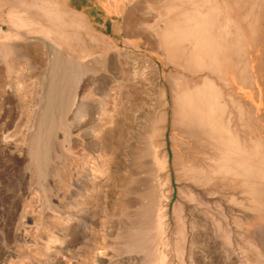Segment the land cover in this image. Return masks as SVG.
<instances>
[{"label": "rangeland", "instance_id": "374dc122", "mask_svg": "<svg viewBox=\"0 0 264 264\" xmlns=\"http://www.w3.org/2000/svg\"><path fill=\"white\" fill-rule=\"evenodd\" d=\"M172 1L162 0L158 4L146 0H0V48L4 50H0L2 51L0 53V264H29L31 260L26 257V253L38 259L44 258L42 245L53 235L59 238L60 244L57 247L62 251V256L72 252L71 258L74 257L76 260L69 258L70 264L81 263L91 250L102 248L103 245L107 246V252L113 257L115 261L113 264L118 261V264H123L121 261L125 252L122 249L126 247L124 246L126 243L123 244V240L118 241L117 236L121 228L125 227L124 223H127L128 213L131 216L133 214L131 211L135 209L122 210L120 205L122 202L135 201L137 199L135 192L141 189L138 183L129 186L125 181L127 175L134 169L133 156L136 157L144 146L150 145V138L148 140L142 138L145 120L153 113L159 119L161 111L170 113L169 129L165 136L162 134L161 136L158 134L160 137L154 136L153 142H157L156 146L159 144L163 146L159 148L161 151L159 155L160 158L165 159L168 168L162 171L160 176L163 181L170 180V182L165 185L164 192L167 199L166 201L164 199L162 207L168 216L166 215L163 233H159V236L157 234L159 248L154 256L158 264H193L202 257L204 259L201 260H204L205 264H264V182L259 181L257 186L254 185L257 189L254 188L255 193H252L251 186L255 182L249 185L252 181L247 182L249 177L242 167H238L241 169H238V177L237 175L234 177L237 171H233L237 169L235 165L227 164L228 167L220 165L222 169L227 167V170L231 166L232 170L229 169V172H226V169L219 170L225 171L224 174L217 171L218 166L214 169L212 166L217 163L222 164L225 157L221 159L219 154L220 158L217 154H213L214 151L208 149L209 152L204 150L206 154L203 153L201 158L203 149H199L198 152L199 147L194 148L198 143H193L184 135H180L178 129H172L175 116L172 117L173 107L170 97L167 108L160 107V103L166 101L163 91L167 92L169 89L167 74L176 78H180L178 75L182 74L173 65L178 59L174 62L170 59L174 60L177 55L178 58L181 55L186 56L187 52L190 53L189 57L195 56L196 52H190L197 49L194 48L195 45L198 46L195 41L204 40L209 52H206V55H209V59L213 57L214 60L210 59L212 61L218 60V70L220 69L219 74L222 78L220 82L219 74L217 76L205 72L210 80L208 82L214 81L216 89L217 86L220 88L217 89L219 104H223L221 107L227 109L223 110L226 113L220 115L222 127L228 132L229 129L226 128L229 127L233 132H227L228 136L231 133L234 138H238L240 148H244L246 152L243 153L242 149L240 154L243 158L247 154L250 155L256 147L260 159L262 155L264 158V0H199L200 2L183 0L184 3H180V8L183 5V9L185 7L187 9L185 8V11L182 9L183 11H180L182 13L178 12L181 18L186 15L182 21L183 30L187 24H184L187 16V22L194 27L198 20L197 16L202 14L205 17L210 16L208 20L205 19L203 27L200 26L202 28L200 31L206 33L208 31L209 36L208 33L204 35L203 32L202 36L199 31V37L195 34L190 37L191 39L189 38V42L184 35L181 37L185 31H181V28L178 30L176 25L173 27V24L177 23L175 19L172 23L175 15L173 13L177 11L170 3ZM212 14L214 17L211 16ZM189 18H193L190 19L192 22ZM159 25L162 27L160 28ZM166 27L168 32L165 33L163 29ZM186 29L188 33L190 30ZM169 30H178L176 32H180V35L173 32L177 37ZM165 34L166 38H164ZM167 34L171 35L170 38ZM179 36L181 40L183 38L186 41L180 42ZM216 36L220 38L217 39ZM206 37L211 39L213 37L212 40H220L223 44L210 42V39H205ZM232 37L234 41L236 38L237 41L239 40L242 48L238 46L237 41L230 44L233 41ZM177 39L182 46L179 43V45L175 44ZM165 42L166 45L175 44V47L167 46V49L171 47L167 50L166 45L165 47L162 45ZM183 44L192 45L185 48ZM179 46L184 47L185 50L183 51L184 48ZM233 47L234 49L236 47V50L232 51ZM171 49L175 53H177L175 49L178 52L181 49L182 53L171 55L173 54ZM168 54L171 58H168ZM235 58L243 59L245 63L240 61L241 66L239 60ZM145 59L152 60L158 66L161 82L153 80L155 68L145 66ZM193 60L197 61L195 63L200 61V59ZM189 61L188 63H192ZM134 70L145 74L149 81L145 82L144 79L139 78L135 80L132 76ZM203 76H198L193 81H198L200 80L198 78H204ZM182 79L183 77L181 82L184 80L182 84H185V87L190 91L195 90L190 88L192 85L188 87L189 82L186 84V79ZM256 89L257 97H254ZM195 92L193 93H198ZM66 99L70 102L68 100L67 103ZM64 102L66 105L63 108ZM158 104L160 109L157 110ZM78 105H83L85 108V113L79 118L76 114ZM240 108L243 109L240 111ZM64 110L67 112L63 113ZM238 113L245 117L240 120ZM222 120L227 127L223 126ZM114 122H117L118 126ZM110 130L114 132V139L109 141L106 135ZM41 139L43 141H39ZM36 142H39L38 146ZM105 144H111L116 151L114 164L119 171L117 175L112 172L107 162L110 156L103 153L105 152L103 148L100 149ZM249 144H253L252 148ZM187 146L190 148H187L188 151ZM192 150L197 151L198 155L201 154L195 157L196 160L191 155ZM32 151L37 153L36 160L33 159L35 154ZM44 154L48 160L43 158ZM206 155L207 157H204ZM197 157L201 160L198 161ZM204 158L207 159L204 161ZM207 160H210V164ZM188 162L191 167L196 166L198 171L202 167L199 173L197 172L198 178L196 169L195 175L189 172ZM207 164L209 167L206 166ZM262 166L264 168V162ZM208 168L211 173L206 170ZM256 169L254 168V173L259 170L264 173V169L263 171ZM260 171L256 173V177ZM216 173L220 174L216 176ZM240 173H242L240 176L245 177L244 179L239 177ZM191 174L195 179H188ZM178 178L182 180L179 181ZM262 178L260 180L264 181V177ZM206 179L220 181L213 188L204 186L199 188V185H202L199 183ZM196 180L201 181L197 183ZM243 181L250 187L248 188L247 183L246 186L242 185ZM84 182L89 186L90 192L86 194L87 197L84 195L79 199L75 198L74 191ZM247 192L249 194H246ZM253 200L255 201L252 202ZM76 203H80L79 207H76L78 206ZM83 207L84 210L88 208L89 211L82 212L80 209ZM77 208H80V212ZM68 229L70 232H67ZM54 230L58 234L53 233ZM16 231L18 241L14 239ZM140 233L137 229L131 231V235L128 236L131 241L125 242L132 245L138 239L136 237L141 236ZM197 234L199 239L196 237ZM65 235L68 238H65ZM194 238L197 239L196 247L193 245ZM61 243L67 248H60L63 247ZM191 246L194 248L189 250ZM119 250L122 251V255L118 253ZM17 254H20L19 257ZM78 257H81V261ZM147 262L148 258L141 264Z\"/></svg>", "mask_w": 264, "mask_h": 264}, {"label": "bare ground", "instance_id": "6f19581e", "mask_svg": "<svg viewBox=\"0 0 264 264\" xmlns=\"http://www.w3.org/2000/svg\"><path fill=\"white\" fill-rule=\"evenodd\" d=\"M144 1V0H143ZM147 2H151V3H161L162 2V0H146ZM185 1V0H184ZM199 1V0H198ZM192 2V1H191ZM194 2H196L195 0H194ZM200 2V1H199ZM145 3V2H144ZM170 3H172L173 5H174V7H175V11H177V13H173V14H175L174 16H173V22L172 23H174L175 21L177 22V23H175V24H173L172 26L173 27H175V25H176V28L178 27V30L181 28V26H183L182 24H183V20H184V17L186 16L184 13V17L183 18H181V15H179L178 14V12H180L182 9H183V5H182V7L180 8V6H181V4H183L184 2H183V0H173L172 2H170ZM181 3V4H180ZM188 3V2H187ZM252 3V2H251ZM257 3V2H256ZM254 4V3H253ZM185 6V5H184ZM189 6V5H188ZM169 7V6H168ZM171 7V6H170ZM186 9H187V7H185ZM184 8V9H185ZM190 8V7H189ZM194 8V7H193ZM169 9V8H168ZM183 9V10H184ZM131 10H133V9H131ZM166 10V9H165ZM182 10V11H183ZM194 10V9H193ZM167 11V10H166ZM171 11H173V8H171ZM185 11V10H184ZM188 11V10H187ZM170 12V11H169ZM174 12V11H173ZM190 12V11H189ZM193 12V11H192ZM196 12V11H195ZM251 12V11H250ZM171 13V12H170ZM180 13H182V12H180ZM182 14V15H183ZM187 14V13H186ZM192 14V13H191ZM170 15V14H169ZM169 15H168V17H169ZM189 15V14H188ZM194 15V14H193ZM196 15V14H195ZM203 15V14H202ZM202 15H200L199 17H200V19H199V17L197 16L196 18L199 20V22L201 23H199L198 22V20H197V23L195 24L194 22V24H195V27L194 26H191V24H189L187 21H188V16H187V20H185L184 21V24H186L185 25V30H183L184 28L182 27L181 29V31H185L184 33H182V36L181 37H183V35H184V38H187L186 40H187V42H189L190 40H189V38L190 37H192V36H195V34H196V36L197 37H199L198 35L200 34H198V32L200 31V29H202L201 27H203V25H204V22L206 21L205 19H209L210 18V16L208 15L207 17H205V15L204 16H202ZM190 16V15H189ZM192 16V15H191ZM190 16V17H191ZM211 16H213L214 17V14H212ZM216 16V15H215ZM144 17V16H143ZM166 18V17H165ZM169 18H171V16L169 17ZM168 18V19H169ZM196 18H195V21H196ZM202 18V19H201ZM161 19V18H160ZM174 19H175V21H174ZM182 19V20H181ZM191 18H189V20H190ZM133 20V19H132ZM131 20V21H132ZM191 20H193V18L191 19ZM190 20V21H191ZM166 21V20H165ZM189 21V22H190ZM162 22V21H161ZM192 22V21H191ZM166 23V22H165ZM192 23V24H193ZM207 23H208V21H207ZM228 23V22H227ZM158 24V23H157ZM166 24H168V23H166ZM209 24V23H208ZM229 24V23H228ZM165 25V24H164ZM164 25H163V27H164ZM171 25V24H170ZM201 26V27H200ZM208 26V25H207ZM239 26V25H238ZM159 27L161 28L162 26H160L159 25ZM198 27H200L199 29H198ZM169 28V27H168ZM171 28V27H170ZM175 28V29H176ZM186 28H188L190 31L187 33V29ZM194 28V29H193ZM212 28V27H211ZM227 28V27H226ZM233 28V27H232ZM231 28V29H232ZM235 28V27H234ZM237 28V27H236ZM171 29H173V28H171ZM170 29V30H171ZM204 29V28H203ZM163 30H165V33H166V31L168 32V29H167V27L166 28H164ZM169 30V31H170ZM178 30H176V31H178ZM214 30V29H213ZM229 30V29H228ZM227 30V31H228ZM233 30H235V29H233ZM132 31V30H131ZM136 31V30H135ZM161 32H162V30H160ZM175 30L173 31H170V33L172 32H174V33H178V32H176ZM194 31V32H193ZM230 31V30H229ZM228 31V32H229ZM236 31V30H235ZM164 32V31H163ZM201 32V34H202V32H203V34L205 35V34H207L208 33V31H207V33L206 32H204V31H200ZM217 32V31H216ZM225 32V31H224ZM160 33V32H159ZM171 33V34H172ZM173 33V34H174ZM219 33V32H218ZM134 34V33H133ZM157 34V33H156ZM162 34V33H161ZM164 34V33H163ZM176 34H174V35H176ZM179 35H180V32L178 33ZM177 34V35H178ZM203 34H202V36H203ZM212 34H213V32H212ZM229 34H231V32L229 33ZM228 34V35H229ZM242 34V33H241ZM254 34V33H253ZM74 35V34H73ZM168 35V37L170 38V34H167ZM173 35V36H174ZM176 35V36H177ZM235 35V34H234ZM237 35V34H236ZM235 35V36H236ZM173 36H172V39H173ZM207 36V35H206ZM208 36H209V33H208ZM232 36V35H231ZM234 36V37H235ZM164 37V36H163ZM178 37V36H177ZM180 37V36H179ZM181 37L179 38L180 39V42H182V40H183V38H182V40H181ZM234 37H232L231 38V40H233L232 41V43L230 42V44H233L235 41H237L236 39H235V41H234ZM253 37V36H252ZM164 38H166V34H165V37ZM215 38H217V39H219L220 37L218 36H216ZM79 39V38H78ZM160 39V38H159ZM191 39V38H190ZM198 39V38H197ZM205 39H210V42H213V41H216V40H212L213 39V37H212V39L209 37H206ZM229 39V38H228ZM151 40V39H150ZM160 40H162V38L160 39ZM165 40V39H164ZM170 40V39H169ZM185 39L183 40V41H186ZM168 40H166V42H167ZM175 41V40H174ZM195 41V40H194ZM197 41V42H196ZM195 41V43L198 45L197 47H196V45H195V47L194 48H197L196 49V51H190L192 48L191 47H193V46H191L190 48L191 49H188V51H190V52H196V54H195V56H191V57H189L188 56V54H190L189 52H187L186 54V56L185 55H183V57H182V55H181V53L182 52H180V50H179V52H178V50L177 49H175L176 51H177V53H175V52H173V50L172 49H174V45L176 44H178L179 42H178V39H177V42L174 44V45H166V42L163 44L162 43V45L164 46V45H166V49H167V46L169 47V46H174V47H172V49H171V51L173 52V54H171V55H174V53L177 55V54H179L180 53V57L178 58V56L179 55H177L175 58H174V60H172L173 58H171L170 57V54H168V58L170 57L171 59V61L172 62H174L175 61V59H178V60H176L175 62H174V64L170 61V63L171 64H173L174 65V67H176L177 69H179L181 72H182V74H181V76L183 77V79H186L187 81H185V83L186 84H188L187 82H189V84H188V87L190 86V85H192V86H190V88L191 89H195L194 91H190L187 87H185L184 85L185 84H182V82H184V80L181 82V76L180 75H178L180 78H176V77H174V76H170L169 74H167V83H168V90H167V92H166V90L165 91H163V95H165V97H166V101H162V103H160L161 104V106L158 104L157 105V107H156V109L158 110V109H160L159 108V106L162 108V107H164L165 109L167 108V105L169 104L168 103V97H170V99H171V103H172V107L173 108H171V110L173 111L172 112V114H173V116L172 117H174L173 118V121L172 122H174V123H172L173 125L171 126L172 127V129H174V130H177L178 129V132L180 133V135H184L186 138H188L191 142H193V143H198L197 144V146L196 147H194L195 149H197L198 147V152L201 150V149H203V151H202V156H201V158L203 157V153H205V151H208V149H209V151H214V153L213 154H217V157H219V155H220V157H221V159H223L224 157H225V160L224 161H222L221 163L222 164H219V163H217L216 165H214V166H212L213 168L215 167V166H218V167H216L217 169V171H219V170H225L227 167H228V165L227 164H230V165H235L236 167H237V169H234L233 171H235V170H237L236 171V174L234 175V177H236V175H237V177H238V172H239V170H241V169H239L238 167H242V170L244 171H246V173H247V175H248V177H249V179L247 180V182L250 180V181H252L249 185H252L254 182H255V184H253V186H251V188H253V189H251V191H252V193L257 189V187L255 188V186L254 185H256L257 186V184H258V182L259 181H262V183L264 182L263 180H260L262 177H264V176H261V175H259V174H263L264 175V173H261V171H260V173L258 174V176L256 177V173H258L259 171H256L255 173H254V168H257V169H262V171H263V162H264V160H262V159H264V158H262L263 157V155H262V157H261V159H260V154H259V152H258V149H257V147H256V149H252L253 150V152H251L250 153V155H251V157L249 158V154H247L246 156H244V158H243V155H241L240 153H241V151H242V149L244 150V151H242L243 153L245 152V149L244 148H240V145H239V143H238V138L236 139V137L234 138V136H232V134L231 133H233L231 130H230V128L228 127V128H226V129H229V132L231 131V133L229 134V136H228V130L226 131L223 127H222V123H220V118H221V113H226V112H224L223 110H225V108H223V107H221V105L223 106V104H219L220 102H219V92H218V90L220 89V88H218V86H217V89H216V86L214 85V81L213 82H208V81H210L209 80V77L207 76L206 77V73L205 72H209L211 75H217L218 76V74L220 73L219 72V70H218V68H219V66H218V60L216 61H212V60H214V58L213 57H211L212 58V60H210L209 58H208V56L206 55L207 53H209L208 51H207V48H206V45H205V41L204 40H196ZM228 41V40H227ZM229 41H230V39H229ZM159 42V41H158ZM169 42V41H168ZM170 42H172V41H170ZM186 42V43H187ZM192 42V41H191ZM217 42H219L218 43V45H220V42L222 43V41H220V40H217L216 41V43ZM154 43H155V41H154ZM236 43V42H235ZM156 44V43H155ZM159 44V43H158ZM161 44V43H160ZM180 44V43H179ZM178 44V45H179ZM192 44H193V42H192ZM192 44H188L189 46L190 45H192ZM223 44V43H222ZM222 44H221V46H222ZM237 44H238V46H240V48H242V44H239V40L237 41ZM161 45V46H162ZM188 45L186 46V45H184L183 44V46L185 47H188ZM180 46H182L181 44H180ZM179 46V48H182V47H180ZM225 46H226V44H225ZM233 46H235V44L233 45ZM154 47V46H153ZM165 47V46H164ZM164 47H162V49H165ZM183 47V48H184ZM185 47V48H186ZM208 47V46H207ZM223 47V46H222ZM237 47V46H236ZM236 47H235V49H234V47L232 48V51H233V49L234 50H236ZM84 48V47H83ZM151 49H153L152 47H150ZM155 48V47H154ZM171 48V47H170ZM170 48H168L169 50H170ZM182 48V49H183ZM185 48L183 49V51L185 50ZM189 48V47H188ZM209 48H210V46H209ZM224 48V47H223ZM228 48V47H227ZM238 48V47H237ZM14 49H15V47H14ZM167 49V50H168ZM211 49V48H210ZM219 49V48H218ZM225 49V48H224ZM230 49V48H229ZM239 49V48H238ZM0 50H2V51H4L3 49H1L0 48ZM16 50V49H15ZM174 50V51H175ZM221 50H223V49H221ZM240 50V49H239ZM238 50V51H239ZM2 51H0V53L2 52ZM159 51V50H158ZM170 51V52H171ZM182 51V50H181ZM187 51V50H186ZM185 51V52H186ZM213 51V50H212ZM17 52V51H16ZM160 52V51H159ZM167 52V51H166ZM169 52V53H170ZM171 52V53H172ZM207 52V53H206ZM234 52H236V51H234ZM243 52V51H242ZM241 52V53H242ZM168 53V52H167ZM203 53H205V54H203ZM212 53V52H211ZM213 53L215 54V52L213 51ZM219 53H220V51H219ZM237 53V52H236ZM3 55L5 54V52L4 53H2ZM202 54V55H201ZM232 54H233V52H232ZM245 54V53H244ZM9 55V54H8ZM218 55V54H217ZM221 55V54H220ZM235 55V54H234ZM240 53H239V57H240ZM242 55H243V53H242ZM175 56V55H174ZM185 56V57H184ZM238 56V55H237ZM236 56V57H237ZM167 57V56H166ZM173 57V56H172ZM189 57V58H188ZM194 57V58H193ZM195 57H197V58H195ZM199 57V58H198ZM167 58V60L169 61V59ZM238 58V57H237ZM237 58H235V59H237ZM242 58V57H241ZM189 62H192V63H194L193 65H192V63H188V61ZM193 59H197V60H199L200 59V61L198 62V63H195V62H197V61H195V60H193ZM209 59V60H208ZM115 60V59H114ZM193 60V61H192ZM239 60V61H238ZM167 61V62H168ZM237 61L240 63V61H243V59L242 60H240V59H237ZM93 62V61H92ZM144 62H145V66H151V67H153V68H155V72H154V75H153V80L155 81V80H157L158 82H161V77H160V73H159V68H158V66L155 64V63H153L152 62V60L150 61V60H148V59H145L144 60ZM223 62V61H222ZM244 63H245V61H243ZM262 62V61H261ZM101 63V62H100ZM114 62H112V64H113ZM191 64V65H188V64ZM247 63V62H246ZM90 63H88V68H89V65ZM93 65V64H92ZM95 65V64H94ZM240 65H241V63H240ZM96 66V65H95ZM95 66H92V68L93 67H95ZM242 66V65H241ZM91 67V66H90ZM103 67V66H102ZM170 67H172V66H170ZM85 68H87V67H85ZM99 68V67H98ZM68 69V68H67ZM90 70V72H91V68H89ZM85 70V69H84ZM100 70V69H99ZM70 71H71V69H70ZM86 71H88V69L86 70ZM93 71V70H92ZM101 71V70H100ZM104 71V70H103ZM97 72H98V70H97ZM67 73V72H66ZM68 74V73H67ZM176 74V73H175ZM72 75V74H71ZM83 75V74H82ZM176 75V76H177ZM203 75H205V77L203 76ZM210 75V76H211ZM220 75V74H219ZM132 76H133V78L136 80V79H144L145 80V82H148L149 80H148V78L145 76V74H143V73H140V72H138V71H136V70H134L133 71V73H132ZM169 76V77H168ZM198 76H203L204 78H198V79H200V80H198V81H193V79L194 78H197ZM81 77V76H80ZM165 77V78H166ZM74 77H72V79H73ZM132 78V77H131ZM218 78V77H217ZM251 78V77H250ZM254 78V77H253ZM128 79H130V78H128ZM128 79H127V81H128ZM150 80H151V78H149ZM68 80V79H67ZM213 80V79H212ZM220 82H222V78H221V75H220ZM69 81H70V79H69ZM141 81V80H140ZM135 82V81H134ZM218 82V81H217ZM68 83H66V85H67ZM73 84H74V82H73ZM135 84V83H134ZM226 85V84H225ZM245 85H246V83H245ZM69 86V85H68ZM215 86V87H214ZM248 86V85H247ZM67 87V86H66ZM65 87V88H66ZM252 87V86H251ZM165 88V87H164ZM67 91V90H66ZM73 91V90H72ZM198 92V93H196V92ZM190 92H192V94L190 93ZM193 92H195L196 94H194ZM256 92H257V89H256V91H255V95H254V97L256 96ZM68 93V92H67ZM63 94V93H62ZM134 94V93H133ZM67 95H69V94H67ZM222 95V94H221ZM220 95V96H221ZM61 97V96H60ZM72 97V96H71ZM105 97V96H104ZM257 97V96H256ZM124 98V97H123ZM221 98V97H220ZM232 98V97H231ZM72 99V98H71ZM69 100V99H68ZM68 100L66 99V101H67V103H69L70 102V100H69V102H68ZM75 100V99H74ZM61 101V100H60ZM65 101V100H64ZM72 101V100H71ZM148 102V101H147ZM153 102V101H152ZM156 102V101H155ZM159 103V102H158ZM143 104V103H142ZM155 104V103H154ZM64 105H66V102H64L63 103V108H64ZM152 105V104H151ZM79 107H78V110H76L77 112H76V114H77V117L79 118V117H81L82 115H83V113H85L84 111H85V108H84V106L83 105H78ZM224 106H225V104H224ZM70 108V107H69ZM152 109H153V107H151ZM221 108H223V109H221ZM228 108V107H227ZM239 108V107H238ZM247 108V107H246ZM62 109V108H61ZM107 109V108H106ZM241 109H243V108H240L239 110L241 111ZM110 110H111V108H110ZM169 110V109H168ZM227 110V109H226ZM225 110V111H226ZM239 110H237L238 112H239ZM160 111V110H159ZM229 111V110H228ZM65 112H67V111H65L64 110V112L63 113H65ZM62 113V114H63ZM156 113V112H155ZM161 113H162V111H161ZM160 113V115H159V119L156 117V114H152L150 117H148V119H146L145 120V123L143 124V132H142V138L143 139H149L150 138V145H149V147H147V145L146 146H144V148L145 147H147V149H144V148H142V150H141V152H139L138 154H136V157H134L133 156V158H134V160H133V162H132V164H133V168L135 169H133V171L132 172H130L128 175H127V179H126V185H129V186H131L133 183H138L139 185H140V187H141V189H138V191L136 190V195H137V199H135V201H133V202H131L130 200V203H126V202H122L121 203V205H120V207H121V209L122 210H126V209H129V208H133V209H135V211H131L133 214L131 215V212H130V215L131 216H129V213H128V217H129V220H128V217H127V223L125 224L124 223V225H125V227H123V228H121L120 230H121V232H119L118 233V236H117V239H118V241L120 240H123L124 242H123V244L124 243H126V244H124V246H126L125 248H119V249H122V251L123 252H125V256L123 257V260L121 261L123 264H141V263H143V261H145L147 258H148V262H147V264H158V261H157V259H155V252L158 250V244H159V239H158V236H159V233H163V227H164V225H165V223H166V218H167V210L165 211L166 213H164V210H162V207H163V201H164V199H165V201H166V199H167V197H166V193L164 192L165 190V185L167 184V182L169 181L170 182V180H168V181H166V180H162L161 179V176H160V173L162 172V171H164V170H166V168H168V167H166L167 165H166V161H165V159L162 157V158H160V155H159V152L161 153V151H159V148L160 147H163L162 145H157L156 146V143H155V141L153 142V140H155V138H154V136H161V134L163 135V136H165V134H166V132H167V129H169L168 128V125H169V118L171 117H169V114L167 113V111L165 112V113H162L161 114ZM240 113H242V112H240ZM240 113H238V115L240 114ZM67 114V113H66ZM249 114V113H248ZM64 115V114H63ZM226 115V114H225ZM228 115V114H227ZM241 115V116H240ZM239 115V117H241V119L240 120H242V118H244L242 115L243 114H240ZM143 116V115H142ZM220 116V117H219ZM144 117V116H143ZM222 117L224 118V116L222 115ZM238 117V118H239ZM76 118V117H75ZM179 118V119H178ZM229 118V117H228ZM64 119V118H63ZM112 120V119H111ZM111 120H110V122H111ZM143 120V119H142ZM114 121V120H113ZM223 121V126L225 125V123H224V120H222ZM221 121V122H222ZM61 122H62V120H61ZM64 122V121H63ZM122 122V121H121ZM242 122V121H241ZM115 123V122H114ZM117 123V122H116ZM115 123V124H116ZM51 124H53V123H51ZM61 124V123H60ZM64 124V123H63ZM119 124V123H118ZM117 125V124H116ZM51 126V125H50ZM114 126V125H113ZM118 126V125H117ZM138 127V126H137ZM225 127H227V124L225 125ZM245 127V126H244ZM243 127V128H244ZM54 129V128H53ZM66 129H67V127H66ZM241 129V128H240ZM114 130H116V129H114ZM51 131V130H50ZM56 131V130H55ZM226 131V133H227V137H225L226 136V133H224ZM235 131V130H234ZM58 132H59V129H58ZM67 132V131H66ZM51 133V132H50ZM113 131L112 130H110L108 133H107V135H106V137H107V140H111V139H114L113 137ZM242 133V132H241ZM159 134V135H158ZM235 134V133H234ZM237 135V134H236ZM37 136H39V133H38V135ZM36 135H35V137H37ZM159 136V137H160ZM167 136V135H166ZM43 137V136H42ZM148 137V138H147ZM6 138V137H5ZM39 138V137H38ZM38 138H36V139H38ZM154 138V139H153ZM157 139H158V137H156ZM225 138L227 139V140H225ZM43 139V138H42ZM39 140V141H43V140ZM146 140V141H147ZM152 140V141H151ZM170 140V139H169ZM36 141H38V140H36ZM48 141H49V139H48ZM47 141V142H48ZM142 141V140H141ZM156 141H158V140H156ZM54 142V141H53ZM112 142V141H111ZM147 142H149V141H147ZM32 143V142H31ZM42 144H43V142H41ZM188 143H190V142H188ZM242 143V142H241ZM240 143V144H241ZM244 143V142H243ZM252 143V142H251ZM37 144H39V142L37 143L36 142V146H38ZM112 144H114V143H112ZM144 144H148V143H144ZM169 144V143H168ZM187 144V143H186ZM245 144V143H244ZM254 144V143H253ZM252 144V145H253ZM259 144H261V143H259ZM55 144H53V146H54ZM196 145V144H195ZM250 145V144H249ZM252 145H250V147L252 146ZM31 146V145H30ZM29 146V147H30ZM44 146V145H43ZM42 146V147H43ZM52 146V147H53ZM186 146V145H185ZM245 146V145H244ZM261 146V145H260ZM260 146H258V147H260ZM32 147V146H31ZM202 147V148H201ZM255 147V144H254V146H253V148ZM34 148V147H33ZM101 148H103V151H105V152H103L105 155H107V156H110L109 157V159H107V160H109V161H107L108 162V164L110 165V169L112 170V172L114 173L115 172V174L117 175L118 174V172L119 171H117V167H116V164H114L115 163V158H116V151L114 150V148H113V146L110 144V145H108V144H105V145H103L102 147H100V149ZM188 148V146L186 147V149ZM246 148V147H245ZM249 148V147H248ZM252 148V147H251ZM261 148V147H260ZM36 149V152H37V148H35ZM188 149H190V148H188ZM188 149H187V151H188ZM194 149V150H195ZM200 149V150H199ZM241 149V150H240ZM29 150H30V148H29ZM166 150V149H165ZM205 150V151H204ZM247 151H249L248 149H246ZM251 150V151H252ZM42 151H45V150H42ZM191 151V150H190ZM190 151H189V153H190ZM197 151H195V152H193V150H192V156H193V158L195 159V157L196 156H199V155H201L200 153H199V155H198V153H197ZM208 151V152H209ZM32 152H34V151H32ZM250 152V151H249ZM136 153V152H135ZM242 153V154H243ZM246 153V152H245ZM248 153V152H247ZM34 154L35 155H33L34 156V160H36L35 159V157H36V154L37 153H35L34 152ZM46 154V153H45ZM44 154V155H45ZM206 154V153H205ZM213 154H211L212 156H213ZM219 154V155H218ZM161 155H163V154H161ZM209 155V154H208ZM210 155V156H211ZM245 155V154H244ZM31 156H32V154H31ZM167 156V155H166ZM209 156V157H210ZM46 157V155L43 157V158H45ZM204 157H207V155L206 156H204ZM219 157V158H220ZM223 157V158H222ZM38 158H39V155H38ZM52 158H53V156H52ZM51 158V159H52ZM99 158V157H98ZM200 158V157H199ZM211 158H213V157H211ZM215 158V157H214ZM46 159V158H45ZM197 159H198V157H197ZM205 159H207V158H204V161H205ZM221 159H219V160H221ZM38 160V159H37ZM46 160H48V159H46ZM103 160V159H102ZM177 160V159H176ZM189 160V159H188ZM196 160V159H195ZM199 160H201V159H198V161ZM210 160H212V159H210ZM210 160H207V161H209V164H210ZM216 160V159H215ZM214 160V162L216 163V161ZM33 161V160H32ZM213 161V160H212ZM38 162H39V160H38ZM110 162V163H109ZM189 162H190V160H189ZM189 162H188V167L187 168H189L188 170H190L189 172H191V173H194L196 170V175H197V178H198V173H199V171H200V169L202 168V167H198L199 168V171H198V169H197V167L196 166H193V165H195L194 163H193V167H191V165H189ZM213 162V163H214ZM218 162V161H217ZM35 162H33V164H34ZM170 163V162H169ZM179 163V162H178ZM177 163V164H178ZM197 163V162H196ZM203 163V162H202ZM175 164H176V161H175ZM191 164V163H190ZM219 164V165H218ZM38 165H39V163H38ZM37 165V166H38ZM104 165V164H103ZM185 165V164H184ZM183 165V166H184ZM202 165V164H201ZM211 165H212V162H211ZM223 165V166H227L226 168H224V169H222V167L221 166ZM173 166V165H172ZM177 166V165H176ZM198 166V165H197ZM206 166H208V164L206 165ZM234 166V167H235ZM185 167V166H184ZM185 167V168H186ZM209 167V166H208ZM231 167V166H230ZM228 168V170L229 169H231V168ZM235 167V168H236ZM204 168V167H203ZM207 168V167H206ZM210 168H211V166H210ZM210 168H208V169H206V170H209L210 171ZM212 168V169H213ZM176 169H178V168H176ZM196 169V170H195ZM215 169V168H214ZM239 169V170H238ZM256 169V170H257ZM33 170H34V167H33ZM56 170H58V169H56ZM227 169H226V172L228 171ZM232 170V169H231ZM55 171V170H54ZM109 171V170H108ZM130 171V170H129ZM183 171V170H182ZM187 171V170H186ZM202 171H204V170H202ZM213 171V170H212ZM188 172V171H187ZM198 172V173H197ZM214 172H216L215 170H214ZM220 172V171H219ZM223 172V171H222ZM222 172H220V173H222ZM225 172V171H224ZM224 172H223V174H224ZM229 172V171H228ZM264 172V171H263ZM203 173H205V172H203ZM210 173H211V171H210ZM220 173H216V176H218L217 174H220ZM235 173V172H234ZM246 173H244V174H246ZM53 174V173H52ZM52 174H50V175H52ZM165 174V173H164ZM168 174V173H167ZM179 174V173H178ZM206 175H208L209 173H205ZM228 174V173H227ZM229 174H231V175H233L232 173H229ZM242 173H240L239 174V177L240 178H243L242 176H240ZM94 175V174H93ZM163 175V174H162ZM194 175H195V173H194ZM193 174H191L190 176H189V178H188V176H187V178L188 179H195V177H193L192 178V176H194ZM205 175V176H206ZM166 176V175H165ZM168 176H170V175H168ZM168 176H166V177H168ZM215 176V175H214ZM220 176V175H219ZM259 176H261L260 177V179H259ZM68 177V176H67ZM163 177V176H162ZM201 177V176H200ZM203 177V176H202ZM110 178H111V175H110ZM124 178V177H123ZM165 178V177H164ZM196 178V179H197ZM220 178V177H219ZM223 178V177H222ZM231 178H233V177H231ZM245 178V177H244ZM243 178V179H244ZM256 178H257V181H256ZM167 179V178H166ZM180 178H178V180H179ZM207 179H208V176H207ZM206 179V181H201V180H196L197 181V183H199V181H201L199 184H201L202 183V185H199L200 187L199 188H201V187H214V186H216V183H219V181H217V180H215V179H210V180H207ZM235 179H237V178H235ZM259 179V180H258ZM263 179V178H262ZM138 180V181H137ZM182 180V179H181ZM181 180H179V181H181ZM190 180V181H191ZM196 181H195V184H196ZM238 181V180H237ZM240 181V180H239ZM246 181V180H245ZM194 182V181H193ZM193 182H190V183H193ZM236 182V181H235ZM247 182H244L243 181V184L241 183V182H239V183H241L242 185H245L246 186V183ZM124 183V182H123ZM234 183V182H233ZM245 183V184H244ZM90 184V183H89ZM137 184V185H138ZM194 184V185H195ZM264 184V183H263ZM134 185V184H133ZM198 185V184H197ZM196 186V185H195ZM247 186H248V183H247ZM126 187H128V186H126ZM241 187V186H240ZM250 186H248V188H249ZM245 188V187H244ZM247 188V190H249ZM254 188H255V190H254ZM91 190V189H90ZM254 190V191H253ZM88 191H89V186L84 182L81 186H78V188H77V190H75L74 191V194H73V196L75 197V198H81V197H83L84 195H86L87 193H88ZM96 191V190H95ZM251 191H250V195H251ZM90 192V191H89ZM96 193V192H95ZM255 193V192H254ZM127 194V193H126ZM246 194H249V192H247ZM244 195V194H243ZM249 195V196H250ZM92 196V195H91ZM90 196V193H89V197H91ZM135 196V195H134ZM254 196H255V194H254ZM85 197H87V195L85 196ZM136 197V196H135ZM259 198H260V196H258ZM117 198V197H116ZM247 198V197H246ZM257 198V197H256ZM259 198H257V199H259ZM251 199H253V198H251ZM93 200V199H92ZM132 200V199H131ZM129 201H127V202H129ZM168 201V200H167ZM170 201V200H169ZM247 201V200H246ZM255 200H253L252 202H254ZM263 201V200H262ZM48 202V201H47ZM92 202V201H91ZM116 202H117V200H116ZM78 204H80V203H78ZM77 203H76V205H78ZM117 204V203H116ZM115 204V205H116ZM108 205V204H107ZM168 205V204H167ZM87 206V205H86ZM109 206V205H108ZM117 206V205H116ZM55 207V206H54ZM76 207H79V205L78 206H76ZM50 208V207H49ZM84 208L85 207H83V208H79L82 212H84L85 210H87V211H89L88 210V208H86L85 210H84ZM114 208V207H113ZM118 210H119V208L118 207H116ZM165 208V207H164ZM62 209V208H61ZM76 209V208H75ZM78 209V208H77ZM78 209V210H79ZM261 209H263L262 207H261ZM66 210V209H65ZM80 210L78 211V212H80ZM112 210V209H111ZM121 210V211H122ZM248 210V209H247ZM257 210H259V209H257ZM48 211V210H47ZM53 211V210H52ZM115 211V210H114ZM50 212V211H49ZM86 212V211H85ZM261 212V211H260ZM51 213V212H50ZM49 213V214H50ZM68 213V212H67ZM74 213V212H73ZM87 213V212H86ZM86 213H84V214H86ZM76 214H78V213H76ZM115 214V213H114ZM115 215H117V213L115 214ZM167 215V216H166ZM79 216H80V213H79ZM78 215H77V217H79ZM81 216H84V215H81ZM68 219H69V217H67ZM72 219V218H71ZM75 218H73V220H74ZM85 219V218H84ZM178 219V218H177ZM65 220V219H64ZM80 221H81V219H79ZM48 221V220H47ZM67 221V220H66ZM69 221V220H68ZM86 221V220H85ZM179 221V220H178ZM181 221H183L182 219H181ZM19 222H20V220H19ZM71 222V221H70ZM128 222H130V223H128ZM67 223V222H66ZM72 225V223H68V225ZM183 224V223H182ZM56 225H58V224H56ZM65 225V224H64ZM127 225V226H126ZM19 226V225H18ZM184 226V225H183ZM64 227L65 226H63V229H64ZM121 227V226H120ZM165 227H167V226H165ZM20 228H21V226H20ZM66 228H67V226H66ZM68 228H70V227H68ZM62 229V230H63ZM71 229V228H70ZM70 229H68L67 230V232H70ZM133 229H134V231H136V229H137V232L139 231V233H140V231H141V233H140V235L141 236H139V237H136V238H138L137 240H136V242H133L132 243V245H130V244H128L127 242H125V241H131V239H129V235H131L130 233H131V231L132 232H134L133 231ZM158 229H159V231H158ZM167 229V228H166ZM175 229V228H174ZM193 229V228H192ZM194 231H195V229H193ZM64 231H66L65 229H64ZM73 231H74V229H73ZM118 231H119V229H118ZM158 231V232H157ZM192 231V230H191ZM24 232H25V230H24ZM26 233V232H25ZM53 233H55V234H58L55 230H54V232ZM74 233V232H73ZM117 233V232H116ZM136 233V232H135ZM134 233V234H135ZM156 233V234H155ZM165 233V232H164ZM167 233V232H166ZM47 234V233H46ZM67 234V233H66ZM72 234V233H71ZM134 234H132V235H134ZM157 234H158V236H157ZM68 235V234H67ZM74 235V234H73ZM186 235V234H185ZM115 236V235H114ZM114 236H112V237H114ZM137 236V235H136ZM167 236V235H166ZM50 237V236H49ZM165 237V236H164ZM196 237H198V234H197V236ZM40 238V237H39ZM42 238H44L43 236H42ZM65 238H68V237H66V235H65ZM114 238H116V237H114ZM14 239L16 240V241H18V237H17V231L15 232V235H14ZM70 239V238H69ZM132 239H134V238H132ZM167 239V238H166ZM165 239V240H166ZM185 239V238H184ZM198 239H199V237H198ZM41 240V239H40ZM39 240V241H40ZM66 240V239H65ZM116 240V239H115ZM169 240V239H168ZM186 240V239H185ZM193 241H194V244L193 245H195V244H197V241H195V240H197V239H192ZM29 241V240H28ZM43 241H45V239L43 240ZM128 241V242H129ZM167 241V240H166ZM14 242V241H13ZM41 242V241H40ZM61 242V241H60ZM66 242H67V240H66ZM17 243V242H16ZM29 243V242H28ZM131 243V242H130ZM185 243V242H184ZM58 244H60L59 243V238H58V236H55V235H53V236H51L50 238H48L47 239V242L46 243H44L42 246H43V248H42V252L44 253V258H42V259H38L36 256H34V255H31V254H29L28 255V253H26L27 254V258L29 259V260H31V263H29V264H70L69 262H71L70 260H69V258L70 259H72L71 258V253L70 252H68V254H66V252H65V256H62V251H60L59 249H58V247H57V245ZM62 244V243H61ZM122 244V243H121ZM149 244H150V246H149ZM168 244V243H167ZM17 245V244H16ZM65 245V244H64ZM68 245V244H67ZM170 245V244H169ZM62 246H63V244H62ZM123 246V247H124ZM153 247L155 248V249H153ZM194 247H196V245L194 246ZM193 247V248H194ZM15 248V247H14ZM16 248H18V247H16ZM20 248V247H19ZM18 248V249H19ZM60 248H62V249H64V248H67V247H60ZM167 248H168V246H167ZM184 248V247H183ZM190 248V247H189ZM192 248V246H191V249H189V250H192L193 249ZM107 246L106 245H103V247L101 248V247H99V248H94L93 250H91L90 251V253L88 254V255H86L85 257H84V259H83V261H81V257L79 258L80 259V261H81V263H77L76 262V264H113V262H115L114 260H113V257L107 252ZM118 249V248H117ZM171 249V248H170ZM12 250V249H11ZM69 250H70V248H69ZM125 250V251H124ZM168 249H166V251H167ZM172 250V249H171ZM181 250H182V248H181ZM67 251V250H66ZM122 251H118V253H120L121 254V252ZM169 251V250H168ZM185 251V250H184ZM114 252H116V250L114 251ZM114 252H112V254L114 253ZM178 252H180V249H179V251ZM197 252V251H196ZM70 253V254H69ZM15 254V253H14ZM74 254V253H73ZM84 254V253H83ZM120 254H119V256H120ZM176 254V253H175ZM192 254V253H191ZM18 255H20V254H17V256ZM75 255V254H74ZM116 255H117V253H116ZM122 255V254H121ZM179 255V254H178ZM190 255V254H189ZM16 256V255H15ZM73 256V255H72ZM82 256V255H81ZM175 256V255H174ZM19 257V256H18ZM192 257V256H191ZM196 257H198V256H196ZM207 257V256H206ZM205 257V258H206ZM119 258V257H118ZM151 258H153V259H151ZM203 258V257H202ZM201 258V259H202ZM75 258L73 257V259L72 260H74ZM79 259H77V260H79ZM179 259V258H178ZM201 259H198V262L197 261H191V262H193V264H205L204 263V260H201ZM204 259V258H203ZM208 259V258H207ZM76 260V259H75ZM175 260H177V259H175ZM190 260H192L191 258H190ZM189 260V261H190ZM28 261V260H27ZM118 261V260H117ZM166 261V263H167V260H165ZM164 261V262H165ZM169 261V260H168ZM178 261V260H177ZM74 262V261H73ZM208 262V261H207ZM211 262V261H210ZM119 263V261L117 262V263H114V264H118ZM170 263V262H169Z\"/></svg>", "mask_w": 264, "mask_h": 264}]
</instances>
